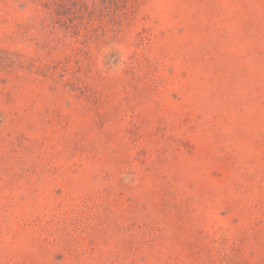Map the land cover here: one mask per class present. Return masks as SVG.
<instances>
[{"label": "rangeland", "instance_id": "obj_1", "mask_svg": "<svg viewBox=\"0 0 264 264\" xmlns=\"http://www.w3.org/2000/svg\"><path fill=\"white\" fill-rule=\"evenodd\" d=\"M0 264H264V0H0Z\"/></svg>", "mask_w": 264, "mask_h": 264}]
</instances>
